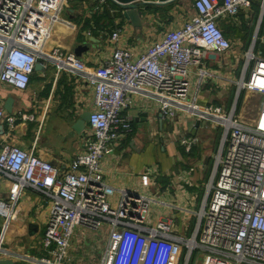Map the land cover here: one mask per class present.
<instances>
[{
	"label": "built area",
	"instance_id": "2783aa9c",
	"mask_svg": "<svg viewBox=\"0 0 264 264\" xmlns=\"http://www.w3.org/2000/svg\"><path fill=\"white\" fill-rule=\"evenodd\" d=\"M53 1L0 0V83L22 91L34 64L40 59H54L59 67L80 73L92 88L93 107L86 119L84 148L66 170L59 171L15 145L0 149V180L9 181L6 197L0 198V217L13 218L14 203L25 186L50 200L41 235L47 256L36 262L69 263L73 229L79 226L97 230L105 223L107 235L97 264H179V246L185 251L183 264L194 248L203 251L210 264H264V60L251 51L245 53L236 81L235 97L241 89L261 97L250 122L235 120L236 100L225 112L185 102L188 68L196 66L201 77L204 70L199 66L206 52L223 55L229 50V41L216 18L234 16L250 1L192 0V14L163 31L139 55L115 47L91 69H86L72 52L57 48L43 52L30 38L56 5ZM90 2L92 12L108 8L109 4L117 7L110 0ZM117 35L116 29L109 39L115 40ZM130 93L154 99L161 118L184 109L220 128L211 178L195 226L186 238L172 233L167 219L150 224L148 197L118 190L114 207L107 200L115 190L104 181L100 163L103 155L116 146L119 136L130 129L131 117L125 112ZM3 119L11 125L12 119L0 107V123ZM177 139L184 149L197 141L191 135ZM146 170L139 174L142 185L149 180ZM3 252L0 245V256Z\"/></svg>",
	"mask_w": 264,
	"mask_h": 264
},
{
	"label": "crops",
	"instance_id": "0c3cea01",
	"mask_svg": "<svg viewBox=\"0 0 264 264\" xmlns=\"http://www.w3.org/2000/svg\"><path fill=\"white\" fill-rule=\"evenodd\" d=\"M187 1L175 0L167 7L174 5L178 8ZM249 1V6L239 9L234 16L216 18L217 26L229 41V50L223 55L205 53L199 66L204 70V75L191 76L186 103L227 111L237 91L236 81L245 53L251 51L255 57L264 60V54L261 53L264 52V0ZM53 3L56 5L45 14L38 31H33L32 36L43 52L57 48L74 54L77 45H86L76 56L86 69L100 64L115 47L125 48L137 56L159 37L140 45L142 33L155 20L153 12L145 6L139 7L141 27L134 28L123 18L121 9L111 4L101 11L92 12L91 2L87 0H55ZM163 10L165 8L157 9L156 12ZM63 11L65 14L61 16ZM103 11H107V14ZM189 14H192V9ZM184 19H177L173 25H179ZM116 29L117 38L109 39L110 33ZM233 56L237 57L236 61ZM39 62L41 69H33L26 89L19 91L5 84L0 85V107L3 108L6 97L12 99L10 113L3 109L5 116L10 117L12 122L9 125L3 119L0 123V149L3 145H15L63 171L68 168L71 159L83 151L84 138L88 134L86 121L80 131H75L73 126L79 116L92 109V88L80 73L64 66L59 67L54 59H40ZM228 65L235 66V78L220 72ZM241 92L242 98L237 103ZM237 97L235 120L242 124L248 123L256 115L261 97L244 89L238 91ZM248 97H252L255 102L254 110L250 118H242L236 110L248 107ZM125 112L131 117L130 129L119 136L113 151L101 160L104 181L117 193L116 203L118 190L148 197L151 199L148 203L149 222L151 215L155 221L167 219L175 235L181 238L190 236L211 178L220 128L187 111L190 116H185L181 122L175 121V118L166 125L167 118L159 116L158 103L140 93L128 94ZM173 116H176V112ZM197 119L198 123L194 125ZM146 124L148 130L144 127ZM145 132L148 133L147 138ZM182 135L195 136L197 141L184 149L177 141ZM149 166L154 169V173L150 174V181L142 185L139 174ZM141 186H149L151 193L158 197L152 198L147 193L130 189ZM8 188L9 181L2 178L0 198L6 197ZM189 195H192V199L188 198ZM48 210L49 200L36 189L25 186L19 191L13 207V218L6 220L0 217V245L4 251L0 259H11L12 264L20 261L36 262L39 259L23 253L26 245L19 241L26 232L29 233L28 237L42 235ZM99 229L106 238L108 226ZM79 242L80 239L74 237L69 251L77 252ZM78 260L71 259L69 264H79Z\"/></svg>",
	"mask_w": 264,
	"mask_h": 264
},
{
	"label": "rangeland",
	"instance_id": "374dc122",
	"mask_svg": "<svg viewBox=\"0 0 264 264\" xmlns=\"http://www.w3.org/2000/svg\"><path fill=\"white\" fill-rule=\"evenodd\" d=\"M88 2L90 0H87ZM71 2V1H69ZM72 3V2H71ZM70 3V4H71ZM190 3L191 0H188L185 3H182L178 8H175L173 6L167 7L165 8V10L157 13L155 10H152L153 14H154V21L151 22V24L148 25V28H146L145 32L142 33V39L140 42V45L143 44H147L149 43L151 40L156 39L158 37V35H160L163 31L165 30H169L172 29L173 27H175V24L173 25V23L177 20V19H183V18H187L190 14L189 12L191 11V7H190ZM65 12H61L60 15L64 16ZM59 15V16H60ZM32 39V41H35V37H30ZM242 56V55H240ZM235 56H233V60L236 61ZM217 63V62H216ZM234 65H228L227 67L223 68L222 70H220V72L225 73L226 75L235 78L234 76ZM250 67V65H249ZM191 70H193V73L191 72ZM192 73V74H191ZM195 73V74H194ZM198 76L197 74V67L196 66H191L188 68V73L186 75V78L188 80V82L191 81V76ZM0 85H4L3 83H0ZM234 86V85H233ZM234 92V91H233ZM243 93L241 92L238 97H237V103H239L240 99L242 98ZM236 100V97L234 96V101ZM246 101L248 102V107L244 108L240 111L236 110V112L240 113L242 118H250L252 111L254 110V103L252 97H248L246 98ZM236 103V102H235ZM176 112V116L173 117H169L166 119V125H169L170 122H172L173 119L176 118L175 121L177 122H181L185 116H188L189 114L184 111V110H175ZM190 116V115H189ZM202 123L204 124L205 122L202 121ZM145 129L148 130V125H144ZM146 136V138L148 137V133L145 132L144 134ZM178 141V139H177ZM114 148H111L110 151H108L107 153H105L102 157V159L104 157H106L107 155H109ZM101 159V160H102ZM146 173L148 176L153 175L154 173V169H152L150 166L146 167ZM151 177H149V181H150ZM130 189H132L135 192H143V193H147L149 196L153 197H158V195L156 194H152L150 191L149 186L146 187H131ZM117 193H114L112 196L108 197V201L110 202V205L112 207H114L116 205V198H117ZM159 197L161 198V196L159 195ZM189 199H192V195L188 196ZM50 201V200H49ZM153 204V203H151ZM151 208V205L149 207V209ZM151 213V211H150ZM48 213L46 215V219H47ZM45 219V222H46ZM44 222V225H45ZM150 224H153L155 222V218L153 219L152 215H151V219H150ZM2 223V219L0 218V226ZM104 225H106L105 223L101 226L103 227ZM44 228V227H43ZM7 230V229H6ZM101 229H98L97 231H89L85 228L82 227H75L73 229L72 232V237L71 240L73 241V238L78 237L80 239L79 242V248L76 249L78 250L77 252H70L69 251V257L71 259H75L78 260L79 264H97L98 263V258L100 256L101 250L103 248L104 242H105V235H103L102 233H100ZM171 232L174 233L173 229L171 228ZM28 234L26 232V234L20 239L22 244L26 245L25 249L22 250L23 253H26L28 255V257L30 258H41L44 256H47V252L46 250L42 247L41 244V233L39 235L36 236H31L28 237ZM27 241V242H26ZM91 245V248L89 247V245ZM178 252L180 255V260H179V264H183V255L185 254V251H182V246L178 247ZM23 259L26 260V258L22 257ZM29 260V259H28ZM74 262V260H72ZM210 258L204 254L203 251H201L200 249H196L194 248L187 260L186 264H210ZM17 264V263H16ZM18 264H39L36 262H30V261H20L18 262ZM61 264H69L66 263V261H62ZM221 264V263H219ZM230 264H232L230 262ZM239 264H245V263H239Z\"/></svg>",
	"mask_w": 264,
	"mask_h": 264
},
{
	"label": "water",
	"instance_id": "95a60500",
	"mask_svg": "<svg viewBox=\"0 0 264 264\" xmlns=\"http://www.w3.org/2000/svg\"><path fill=\"white\" fill-rule=\"evenodd\" d=\"M114 5H116L119 9H121V15L123 18L131 24L132 27L134 28H139L141 27V15H140V10L139 7L142 5H154V6H164L167 5L175 0H110ZM84 44L77 45L74 48V55L77 56L81 51L85 49ZM33 69L38 71L41 69V64L39 61H37ZM11 104H12V99L10 97H6L4 102H3V109L7 112L10 113L11 111ZM88 113H85L81 116H79V120L75 123L73 126V129L75 131H80L83 127L84 121L87 119ZM198 119L195 121L194 125H197ZM12 260L8 258H3L0 259V264H12Z\"/></svg>",
	"mask_w": 264,
	"mask_h": 264
},
{
	"label": "trees",
	"instance_id": "16d2710c",
	"mask_svg": "<svg viewBox=\"0 0 264 264\" xmlns=\"http://www.w3.org/2000/svg\"><path fill=\"white\" fill-rule=\"evenodd\" d=\"M192 1V0H191ZM170 4V3H169ZM167 4V5H169ZM191 4V3H190ZM167 5H164L167 7ZM142 6H145L147 8V10H150L152 12V10H157V9H163V8H166L164 6H161V7H158V6H154V5H142ZM103 13L107 14V11H103ZM263 51H264V48H263ZM262 54H264V52H261Z\"/></svg>",
	"mask_w": 264,
	"mask_h": 264
},
{
	"label": "bare ground",
	"instance_id": "6f19581e",
	"mask_svg": "<svg viewBox=\"0 0 264 264\" xmlns=\"http://www.w3.org/2000/svg\"><path fill=\"white\" fill-rule=\"evenodd\" d=\"M189 242H191V243H190V246H191V245L193 244V243H192V240H190Z\"/></svg>",
	"mask_w": 264,
	"mask_h": 264
}]
</instances>
